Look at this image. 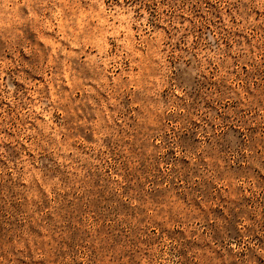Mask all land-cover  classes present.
I'll list each match as a JSON object with an SVG mask.
<instances>
[{"label": "rangeland", "instance_id": "obj_1", "mask_svg": "<svg viewBox=\"0 0 264 264\" xmlns=\"http://www.w3.org/2000/svg\"><path fill=\"white\" fill-rule=\"evenodd\" d=\"M0 264H264V0H0Z\"/></svg>", "mask_w": 264, "mask_h": 264}]
</instances>
